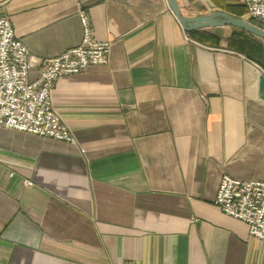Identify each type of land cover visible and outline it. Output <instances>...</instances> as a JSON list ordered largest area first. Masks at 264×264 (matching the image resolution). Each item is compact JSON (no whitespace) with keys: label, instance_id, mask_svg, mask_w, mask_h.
<instances>
[{"label":"crops","instance_id":"0c3cea01","mask_svg":"<svg viewBox=\"0 0 264 264\" xmlns=\"http://www.w3.org/2000/svg\"><path fill=\"white\" fill-rule=\"evenodd\" d=\"M81 10L110 49L53 84L74 141L0 128V264H264V242L212 204L223 174L264 182V41L217 27L200 30L221 45L201 43L165 0H0L35 59L80 42Z\"/></svg>","mask_w":264,"mask_h":264},{"label":"built area","instance_id":"2783aa9c","mask_svg":"<svg viewBox=\"0 0 264 264\" xmlns=\"http://www.w3.org/2000/svg\"><path fill=\"white\" fill-rule=\"evenodd\" d=\"M246 16L264 26V0H240ZM80 42L59 54L31 56L15 37L10 20L0 17V128L72 143L73 135L51 106V90L61 77L107 64L109 43L93 37L88 15L79 11ZM37 66V78L28 73ZM212 204L246 225L250 236L264 242V182L242 181L223 174ZM123 264H135L125 262Z\"/></svg>","mask_w":264,"mask_h":264},{"label":"water","instance_id":"95a60500","mask_svg":"<svg viewBox=\"0 0 264 264\" xmlns=\"http://www.w3.org/2000/svg\"><path fill=\"white\" fill-rule=\"evenodd\" d=\"M167 7L185 32H193L205 28L230 27L264 41V29L251 24L242 18L235 17L222 11H214L212 4L205 0L211 13L193 17H183L175 0H165ZM259 89L264 97V76L260 77Z\"/></svg>","mask_w":264,"mask_h":264},{"label":"trees","instance_id":"16d2710c","mask_svg":"<svg viewBox=\"0 0 264 264\" xmlns=\"http://www.w3.org/2000/svg\"><path fill=\"white\" fill-rule=\"evenodd\" d=\"M217 9L229 13L235 17L238 18H242L243 20L254 24L257 27L260 28H264V26L260 25V24H256V22L250 18H248L246 16V12H245V8L244 6L241 4L240 0H234L233 4H222L221 1L218 0H209ZM238 31L239 33L242 34H247L243 31L240 30H235ZM190 34L197 39L199 42L204 43V44H212V45H221L222 41L221 40H217L216 38H213L207 31L204 30H198V31H193L190 32ZM249 35V34H247ZM227 46V43H225ZM243 50V49H242ZM248 53H249V57H254L260 54V49L258 47L256 48H252L248 47ZM251 55V56H250Z\"/></svg>","mask_w":264,"mask_h":264},{"label":"rangeland","instance_id":"374dc122","mask_svg":"<svg viewBox=\"0 0 264 264\" xmlns=\"http://www.w3.org/2000/svg\"><path fill=\"white\" fill-rule=\"evenodd\" d=\"M263 29H264V28H263ZM236 32L239 34V32H238V31H236ZM240 34H242V33H240ZM236 46H237V48H238V47H240V45H236ZM241 47H243V46H241Z\"/></svg>","mask_w":264,"mask_h":264}]
</instances>
